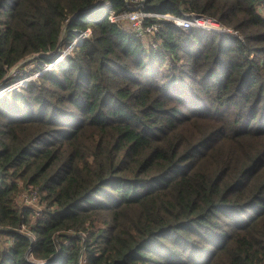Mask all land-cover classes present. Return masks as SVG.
<instances>
[{
    "label": "trees",
    "instance_id": "obj_1",
    "mask_svg": "<svg viewBox=\"0 0 264 264\" xmlns=\"http://www.w3.org/2000/svg\"><path fill=\"white\" fill-rule=\"evenodd\" d=\"M97 1L0 0V89L84 34L0 96V264H264V0Z\"/></svg>",
    "mask_w": 264,
    "mask_h": 264
},
{
    "label": "built area",
    "instance_id": "obj_2",
    "mask_svg": "<svg viewBox=\"0 0 264 264\" xmlns=\"http://www.w3.org/2000/svg\"><path fill=\"white\" fill-rule=\"evenodd\" d=\"M130 4L133 5V10L128 11V12H123L119 16H115L112 14V9H110V14L109 18L111 20L117 19L118 17L121 19H126V18H133L135 20V26L133 29H130L131 31H134V33L138 36H141L143 38L148 37L149 34H154L161 28V24L159 22H152L149 24H145V17L147 16H155L159 19H169L171 20L175 25L181 26L183 28L189 29V28H197L199 30H212L216 31L218 33H223L224 34H230V35H235L233 34V31L229 28H226L225 26L220 25L217 21L208 18L206 16L202 15H195V14H189V13H184L183 15H172L169 13H151V12H145L142 11L140 8L143 0H127ZM84 34L80 33L77 35V40L80 41L81 38H83ZM57 58L61 59L60 56ZM58 60V59H57ZM56 62V61H54ZM19 81H15L14 83H11L9 85H6L0 89V95L5 93L7 90H10L11 88H14L19 85ZM26 83V82H22ZM31 195L23 194L21 197L22 204L24 205H36L38 202V195L34 192L31 191ZM38 208L39 206L36 205ZM39 212H37L38 214Z\"/></svg>",
    "mask_w": 264,
    "mask_h": 264
},
{
    "label": "rangeland",
    "instance_id": "obj_3",
    "mask_svg": "<svg viewBox=\"0 0 264 264\" xmlns=\"http://www.w3.org/2000/svg\"><path fill=\"white\" fill-rule=\"evenodd\" d=\"M108 11H110V8L108 9ZM123 25L125 27L128 28V30L130 29H133V27L135 26V20L131 17L129 18H126V19H123ZM233 34H235V36H241L239 33H237L236 31H233ZM77 38L75 37V39L70 43L68 44V46H66L65 50L61 52V54L59 55L61 58L67 53L70 51V49L73 47L74 44L77 43ZM52 53V52H51ZM33 59V58H32ZM60 60L59 58H53L51 61L49 62H45L43 61V64L40 68H36L37 66H35V63L34 64H31V65H26L25 62L21 63L20 66H23L21 67V69L19 70V73L21 75H23V77L21 78V80H18L19 82V85H23L25 83L22 84V82H31V81H36L37 83H39V75L40 74H43V72L45 70H49L52 66H54L55 63H57L58 60ZM56 61V62H54ZM18 68L14 69V70H11L9 74H11L10 76H13L15 71H17ZM29 74L28 76H25L26 74ZM25 76V77H24ZM18 86H16L15 88H17ZM12 89V88H11ZM10 89V90H11ZM10 90H7L6 92H9ZM5 94V93H3ZM2 94V95H3ZM1 96V95H0ZM22 197L19 198V202H20V205L22 203L21 201ZM23 200V199H22Z\"/></svg>",
    "mask_w": 264,
    "mask_h": 264
},
{
    "label": "water",
    "instance_id": "obj_4",
    "mask_svg": "<svg viewBox=\"0 0 264 264\" xmlns=\"http://www.w3.org/2000/svg\"><path fill=\"white\" fill-rule=\"evenodd\" d=\"M101 1H102V0H98V1H97L92 7L84 8V9H82V10H79V11L75 12V13L73 14V17H75L77 14L82 13V12H85V11L96 10V8L99 7V4H100ZM60 54H61V51L56 50V51H53L52 53H49V54H47V53H46V54H33V55L29 56V57L26 58V59L28 60V59H31V58H34V57H37V56H44V57H51V58H54V57H55V58H56V57H58ZM26 59L21 60V62H19V63H17L16 65H14V66L10 69V71H11V70H14V69H16V68H18V66H19L21 63L25 62ZM10 71H9V73H10Z\"/></svg>",
    "mask_w": 264,
    "mask_h": 264
}]
</instances>
